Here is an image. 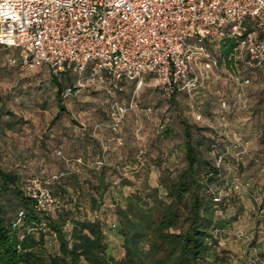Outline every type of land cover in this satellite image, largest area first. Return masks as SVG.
<instances>
[{
	"label": "rangeland",
	"instance_id": "1",
	"mask_svg": "<svg viewBox=\"0 0 264 264\" xmlns=\"http://www.w3.org/2000/svg\"><path fill=\"white\" fill-rule=\"evenodd\" d=\"M8 55L17 59L14 64L8 63ZM236 62V58L226 59L207 86L195 93L182 91L175 98L165 96L151 75L143 83L123 80L116 100L124 112L120 131L115 133L109 127L115 110L113 99L105 88L86 85L76 95L63 98L65 109L60 110L50 68L24 69L19 49L0 47V165L17 170L24 179L60 170L59 149L68 156L90 160L104 153L116 183L121 174L135 181L137 163L148 160L149 180L156 185L164 166L184 165L183 121L187 120L195 125L197 135L216 136L212 155L222 166L226 182L220 192L232 195L228 213H238L225 228L220 249H225L232 264H258L259 259L264 261V69L248 67L243 53L238 59L241 75L251 80L241 86L232 77ZM67 77L71 85L78 86V74L68 73ZM224 103L222 118L218 112ZM233 131L242 136L241 147L233 146ZM243 147L246 152L238 153ZM155 159L161 162L160 167L154 164ZM116 165L118 170L113 172ZM132 188L113 192L125 194ZM104 202L107 210L103 216L110 219V192ZM114 251L121 254L117 245Z\"/></svg>",
	"mask_w": 264,
	"mask_h": 264
},
{
	"label": "trees",
	"instance_id": "2",
	"mask_svg": "<svg viewBox=\"0 0 264 264\" xmlns=\"http://www.w3.org/2000/svg\"><path fill=\"white\" fill-rule=\"evenodd\" d=\"M236 45L231 39L222 47L229 60ZM53 79L64 110L63 90L71 84L67 76ZM6 124L13 126L12 121ZM183 133L184 165L164 166L156 185L149 180L148 160L137 163L135 181L121 174L116 183L104 153L90 160L59 149L60 170L33 174L50 180L58 201L50 212L38 211L26 194L24 182L30 176L23 179L17 170L0 165V264H232L219 241L238 213H228L232 195L220 192L226 182L212 155L216 136L197 135L187 120ZM153 162L161 166L159 160ZM117 170L116 165L113 172ZM126 186L133 188L114 194ZM106 192L113 197L110 219L103 216Z\"/></svg>",
	"mask_w": 264,
	"mask_h": 264
},
{
	"label": "built area",
	"instance_id": "3",
	"mask_svg": "<svg viewBox=\"0 0 264 264\" xmlns=\"http://www.w3.org/2000/svg\"><path fill=\"white\" fill-rule=\"evenodd\" d=\"M231 39L237 41L232 77L243 86L251 80L241 75L243 53L248 67L264 68V0H0V47L19 49L24 69L46 65L58 79L78 74V86H66L64 98L89 84L105 88L113 99L109 127L115 133L124 112L116 100L123 80L143 83L151 75L167 97L195 93L223 69L228 57L222 47ZM16 60L7 57L11 65ZM231 135L233 146L241 147L242 136ZM49 184L39 175L24 182L38 211L58 205Z\"/></svg>",
	"mask_w": 264,
	"mask_h": 264
}]
</instances>
